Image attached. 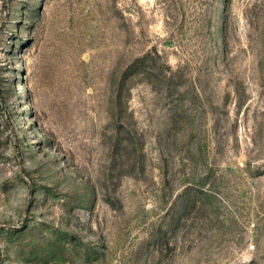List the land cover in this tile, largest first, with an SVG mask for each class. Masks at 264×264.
I'll return each instance as SVG.
<instances>
[{
	"label": "rangeland",
	"instance_id": "obj_1",
	"mask_svg": "<svg viewBox=\"0 0 264 264\" xmlns=\"http://www.w3.org/2000/svg\"><path fill=\"white\" fill-rule=\"evenodd\" d=\"M0 264H264V0H0Z\"/></svg>",
	"mask_w": 264,
	"mask_h": 264
}]
</instances>
